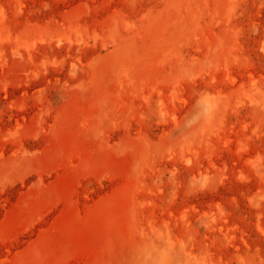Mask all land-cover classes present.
<instances>
[{"label":"rangeland","instance_id":"obj_1","mask_svg":"<svg viewBox=\"0 0 264 264\" xmlns=\"http://www.w3.org/2000/svg\"><path fill=\"white\" fill-rule=\"evenodd\" d=\"M0 264H264V0H0Z\"/></svg>","mask_w":264,"mask_h":264}]
</instances>
